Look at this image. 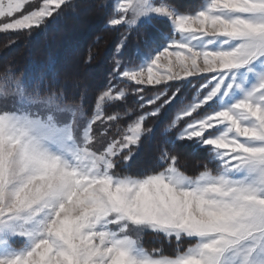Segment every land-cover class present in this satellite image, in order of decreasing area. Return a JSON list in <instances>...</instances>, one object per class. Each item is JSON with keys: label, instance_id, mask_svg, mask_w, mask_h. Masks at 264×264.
<instances>
[{"label": "snow or ice", "instance_id": "snow-or-ice-1", "mask_svg": "<svg viewBox=\"0 0 264 264\" xmlns=\"http://www.w3.org/2000/svg\"><path fill=\"white\" fill-rule=\"evenodd\" d=\"M29 3L0 0V31L94 7L122 34L119 55L128 32L148 35L115 60L88 117L55 76L0 74V264H264V0ZM158 135L157 167L125 174ZM178 143L203 153L198 174L181 171ZM145 234L177 254L145 249Z\"/></svg>", "mask_w": 264, "mask_h": 264}, {"label": "trees", "instance_id": "trees-1", "mask_svg": "<svg viewBox=\"0 0 264 264\" xmlns=\"http://www.w3.org/2000/svg\"><path fill=\"white\" fill-rule=\"evenodd\" d=\"M176 1L177 0H174L175 3ZM191 1L193 3H196L199 0H181V3L178 5L185 6L184 4ZM81 2H83V0H81ZM79 11L80 10H78L76 13H78ZM89 11L90 13H88V15L86 14L85 16H77L76 13L66 14L57 24L50 26L44 31L23 32L20 34H16L13 37L8 38L7 40L6 38H2L5 43L2 44L3 41L0 42V74H2L4 69L11 68L16 71V74L18 76L21 77H23L26 72L34 70L36 75L39 77H43L46 82H51L53 76H55L62 87H67L70 94L76 96V102L81 104V107L84 109V114L90 113L89 108H91V111L93 112L94 104L92 103V97L95 95L97 90L107 87V78L110 77L109 75L112 69V64H110V61L113 59L115 47L122 39V34L120 32L113 31L111 28L106 26V17L104 11L94 7H90ZM92 14L97 15L96 21L94 18H92ZM79 19H82V21L88 20L93 27H96L98 23V27L96 28V30L91 32H87V30H84L83 28H73L72 33L68 32V34H66L65 30L67 28V25L69 24L74 26L75 21H78ZM142 32L144 33L146 38L148 33L144 31ZM142 32L138 35L129 33L130 41L128 52L126 55L120 57H122L124 60H127L134 59L137 56L138 53L136 52V49H134V47H136L137 41L141 42L143 41V39H145L142 38ZM65 36L66 39L67 37H71L76 41L83 38L82 41H84L85 44V52L83 54L84 60L86 61L85 58H88V56L89 58L91 57L89 66L87 64L88 61H86V63L83 62V66L87 67V70H95L96 77H93V79L96 86L93 85L91 88L88 87L86 91L85 89L82 90L81 88L82 86H85L84 83L75 82V84H73L74 79L71 77V73L65 72L64 69L60 66V54L53 55V44L55 42L60 43V41L58 42L56 40L60 38L63 39V37L65 38ZM12 38L14 40L17 39V42L13 45L11 44ZM101 48H103L104 50H102ZM134 52H136V55ZM78 60H80V58H77V61ZM92 62H94L93 65ZM49 65H51L54 69L52 73H49L47 71ZM154 92L155 89H153L152 92L148 94L154 95ZM82 96L87 97V102L81 99ZM127 107L135 109V102L133 99L129 100ZM167 122L168 121L166 120L164 123H159L161 132L164 131V125H166ZM156 126L153 128L154 131L156 130ZM160 149L161 138L159 135L156 137V139L145 142L142 150L139 151L134 161L130 162L132 163L131 170H129L125 174H134L144 172L152 168L154 169V167L156 168L158 159L161 155ZM182 149L186 150V154H188V152L192 150V155H194L193 149L185 144L178 143L176 144L174 149L169 146L170 153L180 154ZM187 158L190 160L189 157ZM195 160L198 161L196 157H194L193 161L195 162ZM199 163L200 161H198V164ZM188 165L191 166V170L193 168V163L185 160L182 161L180 159V166L182 171L187 175L193 174L188 169Z\"/></svg>", "mask_w": 264, "mask_h": 264}, {"label": "rangeland", "instance_id": "rangeland-1", "mask_svg": "<svg viewBox=\"0 0 264 264\" xmlns=\"http://www.w3.org/2000/svg\"><path fill=\"white\" fill-rule=\"evenodd\" d=\"M88 2L91 3V2H93V0H83L82 3L88 4ZM104 2L108 3L109 0H104ZM204 2H205V0H199L196 3H193L191 1V2H187L186 4H184L185 5L184 7L186 9L187 8L198 7L199 5H201ZM39 3H40V0H30L29 6L25 9V11L31 10V8L37 6ZM176 3H177V5L180 4L181 0H177ZM89 9H90V7H85L84 9H81L76 14H77V16L78 15L85 16L86 14L88 15V13H90ZM92 15H93L92 18H94L95 21H96L97 20V15H95V14H92ZM68 25H67V28L65 30L66 34H68V32L72 33L73 28H80V29L83 28L84 30L86 29L87 32L88 31L91 32V31L96 30V28L98 27V23H97L96 27H93L92 24L89 23L88 20L87 21H82V19L81 20L79 19L78 21L76 20L75 23H74V26L73 25H69L68 26ZM106 26H107V23H106ZM24 32H28V31H24ZM20 33H23V32H13L11 30H9L7 32L0 31V42L3 41L2 38H4V39L6 38V40H7L8 38H11L14 35L20 34ZM129 33H131V32H128L127 34L129 35ZM142 34H143L142 38H145V35H144L143 32H142ZM50 37H49V39H50ZM16 40H14L12 38L11 39V44L13 45L14 43H16L17 42ZM52 40H54V39H52ZM82 40H83V38L82 39H78V41H76V40H74L71 37H67V39H66V36H65V38L63 37V39L60 38V39L56 40L58 42L60 41V43H56V42L54 43L53 42L54 44L52 46V48H53L52 50H53V55H57V54L59 55L60 54V57H59L61 59V65L60 66L64 69L65 72L71 73V77L74 79L73 84H75V82L84 83L85 86H82V87L80 86V87L82 88V90L85 89V91H86L88 89V87L91 88L93 85L96 86L95 83H94V79H93V77H96L95 76L96 73H95V70H93V69L92 70H87L88 68L83 66V62L86 63V61H88L87 64L89 66V61H90L91 57L89 58V56H88V58H85L86 61L84 60L83 54L85 52V50H84L85 49L84 48L85 44H84V41H82ZM4 43L5 42L3 41L2 44H4ZM138 45L140 47H143V41H141V42L137 41L136 47H134V49H136ZM116 47L114 49L113 59L110 61V64H112L111 65L112 67H113V64H114L115 60H120L122 63L125 61L122 57H120L121 55H119L117 53ZM101 49L104 50L103 48H101ZM136 52H134L135 55H136ZM77 58H80V60L77 61ZM93 64H94V62H92V65ZM107 79H108V83H109L110 77L107 78ZM107 86H108V84H107ZM118 86L119 87H124L123 84H119ZM194 87H195V85H187L186 89H184L185 95L187 96L189 93L194 95ZM154 94H155V92H154ZM94 111H95V106L93 107V113H94ZM89 115H90V113L84 114L85 117H88ZM165 121L156 122V123H150L148 125V127L154 128L157 124L164 123ZM168 124H169V122H167V124L164 125V128H168ZM168 131H169V133H173V132L176 131V129L175 128H170V129H168ZM193 152H194L193 153L194 155H192V150L188 152V154H189L188 155V154H186V150L182 149L180 154L179 153H176V154L175 153H171L173 155H177L178 157L180 156V159L182 161L185 160V161H189V162L193 163V168L191 170H190L191 166L188 165V169L193 173V174H190L189 176H193V175L198 174L199 171L203 170L202 165L207 163V160L204 158L203 153H199V152H196L194 150H193ZM187 157H189L190 160ZM194 157H196V159L198 161H200L199 164H198V161H196V160H195V162L193 161ZM150 170H153V168L149 169L147 171H150ZM181 171H182V169H181ZM142 243H143L144 248L147 249V250H151V249H154V248H159V249L163 250V253L165 255L170 256V257H174L177 254V245H176V242L174 240L169 242L167 239L158 238V237H156L153 234H145L142 237ZM195 243H196V241L194 239H187L180 245V249L179 250L180 251H186L188 247L194 246Z\"/></svg>", "mask_w": 264, "mask_h": 264}]
</instances>
